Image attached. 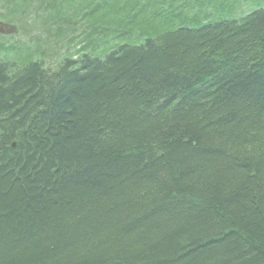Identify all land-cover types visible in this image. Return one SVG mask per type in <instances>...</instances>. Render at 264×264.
<instances>
[{"label": "trees", "instance_id": "16d2710c", "mask_svg": "<svg viewBox=\"0 0 264 264\" xmlns=\"http://www.w3.org/2000/svg\"><path fill=\"white\" fill-rule=\"evenodd\" d=\"M263 5L0 0V264H264Z\"/></svg>", "mask_w": 264, "mask_h": 264}, {"label": "rangeland", "instance_id": "374dc122", "mask_svg": "<svg viewBox=\"0 0 264 264\" xmlns=\"http://www.w3.org/2000/svg\"><path fill=\"white\" fill-rule=\"evenodd\" d=\"M263 6H264V5H263ZM241 8L244 9L243 11H245L246 9H248V6L242 4ZM241 11H242V10H241ZM243 11H242V12H243ZM3 28H4V26H3V25H0V33H1V32H4L3 30H4L5 28H4V29H3ZM43 45L45 46V44H43ZM36 46H37V45H36Z\"/></svg>", "mask_w": 264, "mask_h": 264}]
</instances>
